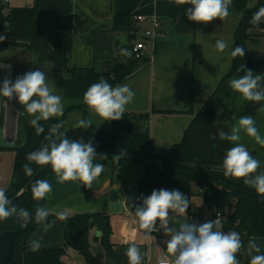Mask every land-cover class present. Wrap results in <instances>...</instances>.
I'll return each instance as SVG.
<instances>
[{
    "label": "crops",
    "instance_id": "0c3cea01",
    "mask_svg": "<svg viewBox=\"0 0 264 264\" xmlns=\"http://www.w3.org/2000/svg\"><path fill=\"white\" fill-rule=\"evenodd\" d=\"M257 3L258 0H251L249 8ZM6 6L8 9H35L36 26L46 30L50 45L53 37L63 44L68 58L66 74L73 69L94 67L100 71L109 70L115 59L119 62L129 41L125 35L114 32L112 24L116 15H132L137 32L131 45L144 40L148 48L134 73L119 84L130 85L135 98L126 106L124 117L117 122H125L123 129L127 136L148 133L156 153L180 143L204 104L218 94V88L233 66L231 52L234 49V34L241 20V15L230 14L224 20L217 18L206 25L190 21L186 15L190 5L175 14L182 6L176 0H9ZM138 16L143 17L144 21H137L135 17ZM153 19L160 21L162 32L154 43L144 37ZM252 33L264 37V31ZM120 36L127 39V46H121L118 40ZM216 40L225 41L228 47L223 52L218 51L215 48ZM34 57L30 44L0 42V86L4 79L14 82L17 77L32 71ZM52 82L55 85L53 79ZM238 97L230 96L226 100L227 106L215 99L213 119L215 125H222L226 133L231 131L227 119H231L232 107ZM77 113L74 111L66 115L67 124L69 120L83 119L82 114L79 113V117L75 115ZM219 113L223 120L216 123ZM89 118L98 129H112L116 122L103 121L91 112ZM31 119L15 98L9 101L0 96V188L5 191L12 181L13 149L25 145V128ZM211 141H217L224 151L234 146L233 142L229 145V141ZM244 145L256 158L255 149H249L251 145L248 143ZM211 146L217 148V144ZM94 163H102L104 170L92 188H86L79 182L57 183L55 174L44 178L52 185L50 196L44 200L45 207L52 210L50 215L54 218L47 222L52 223L53 227L45 233L39 225L27 244L31 240H40L42 249L64 245L65 228L57 218V212H65L67 218L101 213L109 216L112 229L110 241L117 258L108 257L101 242L102 234L94 229L89 236L92 259L87 260L79 252L66 248L65 262L128 264L125 253L133 242L140 247L142 264L157 263L159 258L168 256L166 241L170 237L160 229L145 240L135 222V208L142 204L143 199L139 194V185L149 173L148 166L129 161L115 164L99 158ZM191 207L192 210L186 211L185 216L170 212V226L178 228L181 223L201 224L217 218L213 208L200 196L192 198ZM13 238V232H0V264L7 263ZM250 238L241 236L244 248L237 254L240 264L250 262V256L246 254ZM256 242L261 246V254H264V239L256 238ZM21 248L14 264H24Z\"/></svg>",
    "mask_w": 264,
    "mask_h": 264
},
{
    "label": "trees",
    "instance_id": "16d2710c",
    "mask_svg": "<svg viewBox=\"0 0 264 264\" xmlns=\"http://www.w3.org/2000/svg\"><path fill=\"white\" fill-rule=\"evenodd\" d=\"M250 2L251 0H232L230 8V14L241 15V20L234 34V48L237 46L244 48L245 55L234 57L232 69L218 88V94L204 104L199 115L185 132L181 142L156 153L148 133L127 136L124 134L123 124L119 123L120 121H116L114 127L109 130L98 129L93 124L86 129L81 127L68 129L66 125V115L70 112L78 111L82 114L83 119H90V111L83 102V95L93 83L103 78L113 87L117 86L129 78L142 61L135 59L132 53L133 45H131V42L137 32L132 15H116L112 24L114 32L127 37L129 45L124 49L131 53L130 57L123 54L119 62L116 59L114 60V65L109 70L100 71L95 67L73 69L67 72L68 78H66L64 72L68 66V58L63 49V44L59 39L53 37L52 45H50L46 30L36 26L35 9H8L3 0H0V35L6 34L3 42L30 44L34 55L40 62L52 65V79L55 85L65 99L72 101V104L66 108L63 117L40 122L44 127V132L40 135L36 134L35 129L30 124L26 126L25 145L13 149L15 160L12 169V181L6 190L9 199L11 200L17 196L37 171L43 167L31 163L30 166L34 171V175L31 177L25 175L23 171V165L29 163L26 159L27 155L38 150L42 144L46 143L44 136L48 134L50 126L61 121L64 125L61 131L65 132L69 139L79 140L83 138L85 142L91 141L96 149V154L107 156V159L115 164L117 162L113 160V157L123 153L125 155L122 156L119 162L125 161L124 158L140 157L153 162H181L222 166L227 150L224 151L217 141L210 142L211 139L220 141L217 133L221 129L224 131L221 128L223 126H216L213 119L216 106L215 99H219L222 105L227 106L226 100L230 96H240L239 93L229 87V80L244 74L243 72H237L241 65H244L246 71L264 70V65L249 58L247 49L254 36L252 32L264 31V23H261L258 27L250 23L253 14L264 6V0H258L253 8H249ZM187 7L186 4L182 5L175 14ZM213 136L216 138H212ZM226 142L228 141H222V143ZM213 143L217 144V148L211 146ZM228 143L230 145V142ZM147 166L149 173L140 181L139 185V194L142 198L151 195L153 190H179L189 198L190 204L186 211L190 212L192 210V198L200 196L207 205L213 208L216 217L218 214L221 215L225 232L236 231L241 236L264 239V196L258 195L253 188L246 186L243 179L226 178L223 170L184 168L172 164L157 163ZM49 174H54L51 166L37 179L43 180ZM12 204L18 208L26 209L34 217L37 207H45V200H34L30 186L28 191ZM53 218L52 215H49L48 221ZM61 221L65 228L64 245L53 249L41 248L36 252L30 251L27 244L29 237L39 226L34 220L26 228H21L16 217L0 221V232L9 231L14 233L10 256L6 264H14L21 247L24 264H68L64 260L66 248H71L87 260H91L89 236L94 229L102 234L101 242L108 257L117 258L112 250L110 241L112 229L107 214H83Z\"/></svg>",
    "mask_w": 264,
    "mask_h": 264
},
{
    "label": "clouds",
    "instance_id": "9594fccd",
    "mask_svg": "<svg viewBox=\"0 0 264 264\" xmlns=\"http://www.w3.org/2000/svg\"><path fill=\"white\" fill-rule=\"evenodd\" d=\"M179 5H190L186 9L187 19L197 23L207 24L219 18L224 20L230 15L232 0H176ZM250 23L259 26L264 23V6L260 7L252 16ZM7 28V26H5ZM6 38L0 35V42ZM228 45L223 40H216L215 48L223 52ZM124 55L131 56L125 51ZM231 55L243 57L244 48L235 47ZM244 74L229 80V87L239 93L245 101L264 102V75L254 74L251 70H245L244 65L237 69ZM0 96L9 101L14 98L22 105L25 111L32 117L29 124L35 129L36 134L44 132L41 121L63 116L64 106L62 97L54 94L53 86L47 81L46 75L41 70L29 71L19 76L13 82L4 79L0 86ZM135 92L128 84L113 87L105 79L101 78L93 83L84 93L83 102L88 110L97 115L103 121H119L124 117L126 106L133 102ZM264 109V104L261 105ZM235 121L230 133L222 129L217 135L222 141L233 142L234 146L229 148L222 161L223 174L226 178L243 179V183L253 188L258 195L264 196V165L256 159L241 140V132L248 137L254 138L255 142L264 147V136H261L256 122L251 115L241 116L239 119L233 115ZM92 125L91 119H81L74 127L88 128ZM63 121L52 124L48 134L44 136L46 143L38 150L32 151L26 157L29 163L23 165L25 175H34L31 163L38 166H51L57 183L79 182L86 188H92L94 181L104 170L102 163H94L97 160L96 149L91 141L85 142L83 138L71 140L66 133L61 131ZM212 138H216L213 136ZM115 155L113 160L117 163L122 156ZM99 159H104L103 156ZM52 192L51 183L44 179L35 180L31 185L32 198L42 201L50 196ZM190 200L179 190H153L151 195L142 199V204L134 211L135 222L145 240L149 239L153 232L163 230L170 239L166 241L168 256L158 259L157 264H240L237 254L241 252L244 245L241 235L236 231L225 232L222 230V220L216 219L201 224L181 223L179 227H171L170 215L185 216ZM51 209L37 207L33 215L24 208H18L6 195V191L0 188V221L16 217L21 228H26L30 222L42 226L46 233L53 224L47 222ZM59 220L67 219L63 211L56 213ZM159 222V227H157ZM42 247L40 240L29 241V250L39 251ZM246 254L250 256L249 264H264V254H261V246L256 238L249 239ZM125 255L128 264H142L143 255L136 243H130Z\"/></svg>",
    "mask_w": 264,
    "mask_h": 264
},
{
    "label": "rangeland",
    "instance_id": "374dc122",
    "mask_svg": "<svg viewBox=\"0 0 264 264\" xmlns=\"http://www.w3.org/2000/svg\"><path fill=\"white\" fill-rule=\"evenodd\" d=\"M247 49H248V56L250 59H253L256 62H259L262 65H264V37H262L259 34H254L253 39L251 40V43H249L247 46ZM37 69L45 73L48 83L51 86H53L54 91H56L55 93L61 96L60 92H57L58 90L52 82V65L50 63L40 62L39 59H37V57H34L32 71H35ZM253 73L264 75V70L260 69L259 71H256ZM64 76L68 78V75L66 74V72H64ZM237 100H238L237 103H235V105H233L232 107L233 114H231L232 115L231 119H227L229 120L228 122L230 124L229 123L227 124L230 125L231 128L234 126L235 121L232 119L233 115H235L237 119H239L241 116H244V115H251L253 116V119L256 122V127L258 128L260 135L264 136V109L261 108V105L264 104V102H248V101H245L241 95L237 98ZM62 103L64 106V112H65L66 108L72 104V101L65 99L63 96ZM75 115L79 116L80 114L77 113ZM222 120H223V116L219 113L218 117L216 118V123H221ZM77 122L78 120H74V121L69 120L68 124L66 122L67 128L68 129L76 128L74 127V125ZM124 123H123V126H124ZM236 143H243V144L248 143L249 146L251 145L249 149L251 150L255 149L253 151L254 153L257 152L255 155L256 159L260 160L261 164L264 165V147H261L260 145H258L255 142L254 138H250L245 133L241 132V140Z\"/></svg>",
    "mask_w": 264,
    "mask_h": 264
},
{
    "label": "water",
    "instance_id": "95a60500",
    "mask_svg": "<svg viewBox=\"0 0 264 264\" xmlns=\"http://www.w3.org/2000/svg\"><path fill=\"white\" fill-rule=\"evenodd\" d=\"M118 40L121 43V46H127V39L124 36H120L118 37ZM261 86L264 87V82L261 83ZM97 158L103 156L104 159H107V156L102 155V154H96ZM125 161H129V162H136V163H142V164H146V165H151L152 163H157V164H172V165H176L179 167H184V168H200V169H213V170H223L222 166H214V165H202V164H189V163H181V162H153L150 160H146L140 157H130V158H124ZM49 166H43L41 167L37 173L29 180V182L26 184V186L18 193L17 196H15L13 199H11L12 203L18 199L19 197H21L24 193H26L28 191V189L30 188V186L32 185V183L42 174L44 173Z\"/></svg>",
    "mask_w": 264,
    "mask_h": 264
},
{
    "label": "built area",
    "instance_id": "2783aa9c",
    "mask_svg": "<svg viewBox=\"0 0 264 264\" xmlns=\"http://www.w3.org/2000/svg\"><path fill=\"white\" fill-rule=\"evenodd\" d=\"M9 0H3V3L7 5ZM137 21H144L143 17H135ZM162 36L161 32V23L158 19H153L150 23V29L144 32V37L147 39V41H151L154 43L158 38ZM148 48V44L146 41L142 40L139 42H136L132 46V53L137 60H143L144 59V53ZM218 217L221 218V215L218 214ZM158 232V231H156ZM150 264H157V263H150Z\"/></svg>",
    "mask_w": 264,
    "mask_h": 264
}]
</instances>
